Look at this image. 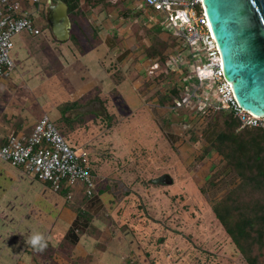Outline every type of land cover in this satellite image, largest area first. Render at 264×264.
Returning a JSON list of instances; mask_svg holds the SVG:
<instances>
[{
	"label": "crops",
	"instance_id": "obj_1",
	"mask_svg": "<svg viewBox=\"0 0 264 264\" xmlns=\"http://www.w3.org/2000/svg\"><path fill=\"white\" fill-rule=\"evenodd\" d=\"M19 1L40 30L38 34L29 33L31 37L43 34L48 38L43 48L47 82L52 84V80L58 79L64 92L55 105L49 103L58 95L49 98L50 106L42 113L56 123L74 148L90 145L91 132L103 126V115L94 108L96 102L104 108L106 118L112 106L108 102L114 97L120 98L131 114L133 109L126 103L123 89L118 90V84L128 78L131 89L139 88L138 93L142 95L147 91V76L157 68L153 74L159 76L167 68L148 57L146 51L157 36L163 42L168 40L169 32L163 26L167 13L157 7L133 0L126 4L125 10H120L119 0H107L103 6H90L80 0L78 10L69 13L70 35L60 41L47 23L46 0L40 6L29 0ZM13 42L11 55L15 67L10 74L0 77V91L16 89L24 82L20 78L25 72L16 70L20 60L14 47H25L26 40L17 34ZM18 102L13 106L10 99L0 101V145L9 134L30 132L43 115L31 114L28 118V112H23V105ZM64 104L69 106L65 111ZM91 169L97 178L93 195L88 196L78 183L69 190L72 197L67 198V194L53 190L35 175L0 160V217L3 218V211L11 215V236L0 238V264H159L162 241L159 235L165 234L157 210L150 211L148 204L141 207L142 194L130 184H123L92 165ZM132 194L138 195V200L132 199ZM33 232L43 234L47 242L43 251L26 243V237Z\"/></svg>",
	"mask_w": 264,
	"mask_h": 264
},
{
	"label": "rangeland",
	"instance_id": "obj_2",
	"mask_svg": "<svg viewBox=\"0 0 264 264\" xmlns=\"http://www.w3.org/2000/svg\"><path fill=\"white\" fill-rule=\"evenodd\" d=\"M132 2L119 0L117 6L125 10L126 4ZM83 26L88 30L87 25ZM73 29L77 30V25L73 24ZM19 34L26 40V46L14 47L20 60L16 70L25 72L20 78L24 82L19 83L16 89L1 90L0 101L10 99L13 101L11 105L15 106L20 100L23 112L29 114L28 118H31V114L41 116L49 104L60 102L64 92L58 79L52 80V84L46 79L48 69L44 64L46 53L43 48L48 44V38L43 34L38 35L40 38H34L27 31ZM167 35V42L157 36L158 39L152 44L157 49H163V55L170 58L180 43L171 33ZM180 50L184 52L182 48ZM158 57L159 52L151 58ZM157 66L160 63L155 64ZM158 70L147 76V91L142 95L138 93L139 88L131 89L128 78L118 84V90L123 89L126 103L133 109L131 114L118 97L109 100V106L115 105V109L111 106L107 118L103 114L104 108L98 102L94 104L104 119L101 130L91 132L90 145L85 147L90 153L91 165L95 170L115 176L121 183L139 190L142 194V198L139 195L141 207L148 204L150 211L157 210V218L165 234L164 237L159 235L162 240L159 248L161 258L157 260L159 264H168L171 259L172 264H248L211 210L214 200L228 190L229 181L235 175L229 170L224 171L214 186L204 188L211 173L221 168L224 161L213 148L201 160L194 161L208 145L204 139L207 135H203L206 122L196 100L189 99L176 106L172 99L164 98L168 90L177 86L184 95L192 74L187 67L173 65L159 76H154L153 73ZM55 95H58L56 100L52 99L47 104L48 99ZM88 117L85 116L86 119ZM75 149L80 151L81 147L78 145ZM163 174H169L173 181L158 184L150 181ZM131 198L138 200V195L132 194ZM3 212V218L0 217V238L6 239L11 236V215L9 211Z\"/></svg>",
	"mask_w": 264,
	"mask_h": 264
},
{
	"label": "built area",
	"instance_id": "obj_3",
	"mask_svg": "<svg viewBox=\"0 0 264 264\" xmlns=\"http://www.w3.org/2000/svg\"><path fill=\"white\" fill-rule=\"evenodd\" d=\"M29 1L35 6H40L42 2ZM141 2L167 13L163 26L176 37L179 48L184 51L178 49L170 58L167 55L166 60L168 68L184 66L192 74L189 82L184 80L188 85L185 86L182 102L196 100L201 111L206 107L231 109L240 127L264 128V115H255L236 101L231 83L224 76L219 49L202 0ZM21 31L30 34L40 32L19 0H0V77L7 76L15 67L11 55L13 38ZM0 160L35 175L55 191L60 190L63 182L70 188L80 183L85 193L92 196L97 185V178L90 169L89 151L86 148L77 151L47 114H43L27 134H9L0 146ZM71 197L72 191H68L67 198Z\"/></svg>",
	"mask_w": 264,
	"mask_h": 264
},
{
	"label": "trees",
	"instance_id": "obj_4",
	"mask_svg": "<svg viewBox=\"0 0 264 264\" xmlns=\"http://www.w3.org/2000/svg\"><path fill=\"white\" fill-rule=\"evenodd\" d=\"M63 1L67 3L69 13L80 6V0ZM85 1L90 6H103L107 0ZM146 51L150 58L159 52L156 59L161 65H166L167 55H163V49H157L151 43ZM180 90V86L173 87L164 98L172 99L171 102L177 106L182 102ZM68 107L64 104L63 111ZM201 114L206 122L203 135H207L204 139L208 145L194 161L201 160L211 148L224 161L221 168L211 173L204 188L214 186L224 171L229 170L235 175L229 181L228 190L214 200L211 210L247 263L264 264V128L240 127L234 112L224 107H206ZM168 121L171 124L170 119ZM172 126V131L176 133ZM150 181L153 182V179ZM69 190L70 186L63 182L58 191L65 195Z\"/></svg>",
	"mask_w": 264,
	"mask_h": 264
},
{
	"label": "water",
	"instance_id": "obj_5",
	"mask_svg": "<svg viewBox=\"0 0 264 264\" xmlns=\"http://www.w3.org/2000/svg\"><path fill=\"white\" fill-rule=\"evenodd\" d=\"M45 17L53 36L70 35L71 18L63 0H46ZM238 104L255 115H264V0H202ZM171 183L169 174L153 178Z\"/></svg>",
	"mask_w": 264,
	"mask_h": 264
},
{
	"label": "clouds",
	"instance_id": "obj_6",
	"mask_svg": "<svg viewBox=\"0 0 264 264\" xmlns=\"http://www.w3.org/2000/svg\"><path fill=\"white\" fill-rule=\"evenodd\" d=\"M26 243L38 251H43L47 247L43 234L39 232H33L30 236L26 237Z\"/></svg>",
	"mask_w": 264,
	"mask_h": 264
}]
</instances>
